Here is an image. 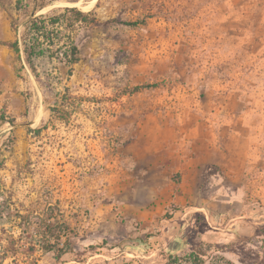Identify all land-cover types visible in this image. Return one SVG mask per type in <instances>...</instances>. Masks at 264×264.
<instances>
[{
	"label": "rangeland",
	"instance_id": "1",
	"mask_svg": "<svg viewBox=\"0 0 264 264\" xmlns=\"http://www.w3.org/2000/svg\"><path fill=\"white\" fill-rule=\"evenodd\" d=\"M16 1L0 0V187L37 211L60 203L87 264H159L195 239L204 264H264V0H81L112 21L78 28L81 60L53 88L7 45ZM166 127L204 163L171 174L192 187L188 204L160 199L168 181L147 154ZM193 211L208 222L196 227Z\"/></svg>",
	"mask_w": 264,
	"mask_h": 264
},
{
	"label": "trees",
	"instance_id": "2",
	"mask_svg": "<svg viewBox=\"0 0 264 264\" xmlns=\"http://www.w3.org/2000/svg\"><path fill=\"white\" fill-rule=\"evenodd\" d=\"M79 1L81 0L16 1V16L11 23L15 39L7 45L17 54L21 69L30 70L38 81L43 76L46 77V87L53 88L57 84H63L64 78L71 79L75 65L81 60L78 28L108 25L112 21H101L95 12L83 11L75 5ZM58 2H65L66 5L54 6L44 12L48 6ZM141 22H145V19L124 20L122 24L136 26ZM145 86H136L134 91ZM34 132L40 134L41 129H35ZM45 200L42 211H37L14 200L12 192L0 187V264L7 258H11V264H35L38 260L37 251L53 253L61 264L67 263L63 259L69 254L76 256L74 260L77 264H87V249L77 250L79 230L65 218L60 203L55 204L51 198ZM190 217L196 227L208 222L206 213L202 211H193ZM187 236H193L189 229ZM154 237L155 234H147L140 238L138 248L143 244L148 253L150 241ZM207 245L206 241L195 239L191 252L186 255L162 250V261L159 264H204ZM177 246V249L182 247L181 239H178ZM90 248L94 247L91 245ZM112 249L124 252L119 243ZM215 251L220 249L216 247Z\"/></svg>",
	"mask_w": 264,
	"mask_h": 264
},
{
	"label": "crops",
	"instance_id": "3",
	"mask_svg": "<svg viewBox=\"0 0 264 264\" xmlns=\"http://www.w3.org/2000/svg\"><path fill=\"white\" fill-rule=\"evenodd\" d=\"M173 128L166 127L160 135L151 141V145L148 146L147 154L150 156H156V159L150 160V164L154 162L160 167H163L167 179V185L162 188L163 195L160 198L164 203H182L188 204L191 201V190L190 184L183 182L180 186L172 180L171 174L173 172H182L183 178L188 179L200 165L197 163V159L190 151H186L182 147L179 149L178 140L174 138ZM169 173V175H166ZM164 196V197H163Z\"/></svg>",
	"mask_w": 264,
	"mask_h": 264
}]
</instances>
